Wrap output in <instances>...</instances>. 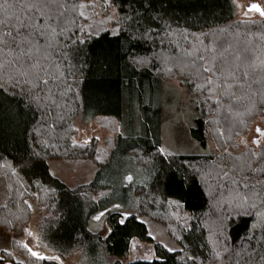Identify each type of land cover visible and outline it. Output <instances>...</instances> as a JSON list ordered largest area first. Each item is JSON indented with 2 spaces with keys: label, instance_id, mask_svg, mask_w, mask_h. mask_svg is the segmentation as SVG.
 I'll return each instance as SVG.
<instances>
[{
  "label": "trees",
  "instance_id": "trees-1",
  "mask_svg": "<svg viewBox=\"0 0 264 264\" xmlns=\"http://www.w3.org/2000/svg\"><path fill=\"white\" fill-rule=\"evenodd\" d=\"M90 4L109 22L93 16L87 27ZM50 28L67 35L42 37ZM31 40L50 45L48 64L33 59L27 71L12 56L31 51ZM166 81L186 89L192 136L216 155L162 149L157 98ZM126 101L142 111L139 134H118L103 159L96 141H73L78 117L120 119ZM260 119L264 17L238 20L233 0H0V233L11 241L0 264H61L27 245L31 202L44 215L43 241L61 259L97 249L122 264L138 239L155 255L127 264H264V142L241 148ZM51 159L93 162L98 173L70 188ZM117 160L147 175L132 193L135 215H122L115 201V187L131 183L113 168ZM100 213L106 237L88 228ZM142 219L164 226L180 249L155 243Z\"/></svg>",
  "mask_w": 264,
  "mask_h": 264
},
{
  "label": "rangeland",
  "instance_id": "rangeland-1",
  "mask_svg": "<svg viewBox=\"0 0 264 264\" xmlns=\"http://www.w3.org/2000/svg\"><path fill=\"white\" fill-rule=\"evenodd\" d=\"M233 1L236 7V18L238 20L252 21L264 17V0ZM105 12V10L101 8L96 9L92 5L85 8L83 14H88L87 18H89L86 26L88 27L93 16L100 18V21H104V24L109 22L107 20L108 15H104ZM109 16L114 18V14ZM43 34L42 37L49 36V38H57V35L65 38L67 35V33H60L59 30L51 28L48 33L45 32ZM33 41L36 42L35 39H33ZM33 41H27V46L31 51L22 48L18 50L17 54L15 53L14 56H12L15 60L22 61L24 64L26 63L25 67L28 69L27 71L32 70L27 66H30L33 59L38 63H41L42 67H44L46 63L48 64L47 50H49L50 45L45 44L44 47H41V45L40 48L37 49V46H35L37 43H34ZM157 104L160 109L162 149L182 156H214L217 154L213 145L208 143L204 146L193 138L191 131L195 125L196 111L190 95L179 82L166 81L161 87L157 98ZM141 114V109H134L130 106L129 102L126 101L124 105V113L120 119L117 117H96L85 121L78 117L74 121L75 133L73 141L84 146L92 141H96L98 157L103 159L109 153L114 139L118 134L124 138H131L133 134L140 133L139 115ZM261 132H264V120L260 119L252 126L245 139L246 142H242L241 148L244 149L246 144L252 145L255 142L257 147L261 146L264 142V139L261 137ZM48 162L51 172L70 188L90 183L95 179L98 173L97 165L93 162L77 159L71 161L51 159ZM114 166L115 167L113 168L120 169L121 175L124 179L132 180L129 181L131 182L130 184L125 185L122 181L123 184L121 183L115 187V201L118 205H121L120 213L125 217L129 214L135 215L137 213L138 200L135 197L136 202L134 203L132 193L137 186L147 183V175H145L144 171L132 161L124 163V161L117 160ZM6 201L7 194L0 187V207L4 206ZM30 206L32 216L29 219L27 226V245L39 258L42 257L49 260H56L61 264L116 263L117 260L115 258L107 257L103 251L97 249L92 250V252L86 254V256L82 253H76L68 256L66 259H61L42 239L41 222L44 217L43 212L38 209L37 202H31ZM176 213L181 218L185 216V212L180 208L177 209ZM142 221L147 224L150 236L155 243L162 244L170 251H178L180 249L178 244L169 236L168 231L164 226L145 219H142ZM88 228L93 233H98L101 236L106 237L110 232V228L106 221V214L100 213L94 215L89 221ZM10 242L8 235L0 233V257H2V252L11 250ZM154 255V244L135 239L131 242L129 255L122 259L121 263L127 264L128 262L135 260L152 259ZM4 264L12 263L7 262Z\"/></svg>",
  "mask_w": 264,
  "mask_h": 264
}]
</instances>
